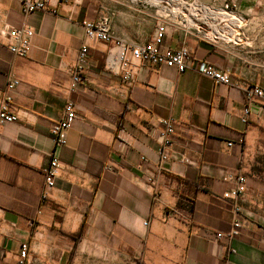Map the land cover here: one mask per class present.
I'll return each instance as SVG.
<instances>
[{"label": "crops", "instance_id": "obj_1", "mask_svg": "<svg viewBox=\"0 0 264 264\" xmlns=\"http://www.w3.org/2000/svg\"><path fill=\"white\" fill-rule=\"evenodd\" d=\"M43 1L46 11L23 14L19 0H0V99L11 79L20 81L18 117L0 127V264H19L24 243L26 264H264V101L247 102L243 89L264 90V1L188 0L221 17L196 22L218 33L224 5L237 1L245 24L231 18L239 32L227 42L184 29L179 11L170 12L172 1L184 8L182 0ZM102 18L115 37L137 45L164 25V48H189L196 61L229 70L233 85L196 69L137 63L124 87L105 70L112 46L85 35L83 22ZM21 28L33 31L26 57L2 34ZM85 44L86 83L70 94ZM68 101L77 119L56 147L50 126ZM163 120L175 124L165 160ZM52 158L59 175L44 198L42 171ZM240 176L247 189L240 234L216 240L232 229L236 202L224 194Z\"/></svg>", "mask_w": 264, "mask_h": 264}, {"label": "built area", "instance_id": "obj_2", "mask_svg": "<svg viewBox=\"0 0 264 264\" xmlns=\"http://www.w3.org/2000/svg\"><path fill=\"white\" fill-rule=\"evenodd\" d=\"M19 1L22 5L23 14L47 10V3L43 0ZM170 12L172 13L173 11L170 10ZM181 14L182 12L180 15ZM221 15L223 17V22H225L224 28L222 29H224L225 32H231L232 28L230 27V19H234L236 17H234V11L230 7L229 3L224 5ZM83 27L87 39L112 46L105 60V70L112 75L118 76L124 87H130L132 85L136 73L137 63L175 68L179 73H184L189 69H196L204 77L211 79L216 85H233L231 72L229 70L211 67L204 62L196 61L189 48L182 47L179 50L164 48L163 40L166 34V27L164 25L159 26L156 29L152 40L144 45L126 43L115 37L110 29L109 21L106 18H102L97 21L83 22ZM237 29L238 28L236 27L232 29L234 34ZM2 34L7 36V38L11 41L9 48L13 54L19 57H26L28 55L31 39L33 37L32 30L28 28L9 29L3 31ZM88 51V45L86 44L82 45L78 51L76 63L73 67L68 87V92L70 94L75 93L79 86L86 83L85 73L91 66ZM19 84V80L11 79L3 91V96L0 99V127L13 123L18 117L13 105V93ZM243 89L247 102H252L254 100L264 101L263 89L252 85H246ZM249 115L250 109L246 107L243 110L241 121L243 123H247ZM76 119L77 115L75 113L74 104L72 101H68L65 105L62 118L50 126L51 138L56 147H62L65 145L66 133L72 128ZM161 124L164 129L160 133L162 142L158 150V154L161 160H165L169 157V149L172 145V140L175 134V124L172 120H163ZM231 145L232 144L230 143L228 144L229 147ZM42 173L47 189L43 196L46 198L48 196V191L54 188L55 179L59 175L58 160L56 158H52L49 164L43 169ZM246 191V178L244 176H240L236 179V187L224 194L225 199L236 202L233 207L235 221L231 231L226 235L217 234L215 236L216 240L223 238L232 240L239 236L240 229L242 227V207L238 202L243 200ZM145 225H147V223H145ZM28 253L29 246L26 243L22 244L19 253V264H26Z\"/></svg>", "mask_w": 264, "mask_h": 264}, {"label": "rangeland", "instance_id": "obj_3", "mask_svg": "<svg viewBox=\"0 0 264 264\" xmlns=\"http://www.w3.org/2000/svg\"><path fill=\"white\" fill-rule=\"evenodd\" d=\"M261 1L264 0H257V3L261 4ZM173 5H172V10L173 12H175L176 10H180L179 11V15H172L176 18V21H178V23L184 28L186 29V27H188L187 25V20H190L193 24H195L196 22H204L206 23L205 19H210L209 17H213V18H218V15L213 13L211 11L205 10L203 8H199L197 6H195V4H193L192 2H189L188 0H185L186 5H184L185 7L181 9V6H179L176 2L172 1ZM230 7L232 8V10L234 11V14L237 19H239V23L237 24V26L239 27H243V25L245 24V20L243 17H240L236 14V9H237V1H234L233 3H229ZM182 12V14L180 15V13ZM171 16V14H170ZM182 16V17H181ZM259 17H261V15H259ZM264 17V15H263ZM172 18V17H171ZM181 18V19H179ZM184 19V21H182ZM195 19V21H193ZM197 20V21H196ZM207 20V21H208ZM220 22V20H218ZM197 24V23H196ZM195 24V25H196ZM198 28L200 30V32H196L194 29L193 30H188V32H194L196 34V36L199 37H203L204 39H209V40H215V41H230L233 38V30L231 29V32H225V30H223L221 33L216 32L213 28L210 27V29L204 25H200L197 24ZM189 28V27H188ZM234 29V28H233ZM236 31L235 35L237 34ZM206 33V34H205ZM238 37V36H237Z\"/></svg>", "mask_w": 264, "mask_h": 264}, {"label": "bare ground", "instance_id": "obj_4", "mask_svg": "<svg viewBox=\"0 0 264 264\" xmlns=\"http://www.w3.org/2000/svg\"><path fill=\"white\" fill-rule=\"evenodd\" d=\"M182 5H185L184 0H182ZM187 25L189 27V29L193 28L196 29L197 31H200L197 27V25L193 24L190 20H187Z\"/></svg>", "mask_w": 264, "mask_h": 264}]
</instances>
